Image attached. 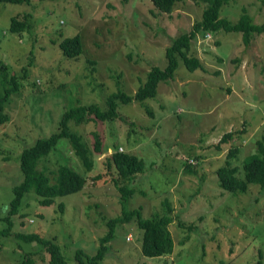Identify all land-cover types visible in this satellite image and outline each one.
Here are the masks:
<instances>
[{
    "label": "rangeland",
    "instance_id": "rangeland-1",
    "mask_svg": "<svg viewBox=\"0 0 264 264\" xmlns=\"http://www.w3.org/2000/svg\"><path fill=\"white\" fill-rule=\"evenodd\" d=\"M27 3L0 1V62L20 83L0 125V264H48L42 245L19 240L18 232L53 239L66 264H75V249L93 254L97 238L107 231L106 219L122 215L113 180L118 173L106 168V158L116 151L135 154L143 165L125 209L151 217L169 205L173 250L168 256L144 257L140 230L131 220L117 228L99 264H264V186L227 192L218 186L216 173L229 149L237 147L230 164L242 178L244 158L264 138V32L253 34L248 45L239 32H197L189 55L199 68L189 71L179 59L173 78L160 82L143 106L120 105V117L112 122L70 123L88 148L91 169L83 172L63 139L59 151L41 159L38 168L53 178L67 156L68 164L84 173L82 189L59 195L51 206L39 205L29 191L2 234L11 189L23 177L22 150L57 131L63 111L88 104L104 108L106 97L118 90L134 94L153 66H166L165 47L191 29L203 8L194 0L176 3L170 14L158 13L150 0ZM242 9L253 24L264 22V0H229L219 18L236 22ZM22 14H29V27L9 32L10 17L22 19ZM75 34L81 52L64 57L58 43ZM230 131L233 138L218 143ZM92 132L101 140V152L93 149Z\"/></svg>",
    "mask_w": 264,
    "mask_h": 264
},
{
    "label": "trees",
    "instance_id": "trees-1",
    "mask_svg": "<svg viewBox=\"0 0 264 264\" xmlns=\"http://www.w3.org/2000/svg\"><path fill=\"white\" fill-rule=\"evenodd\" d=\"M7 3H26L30 0H0ZM155 10L160 14L172 13L175 4L184 0H150ZM203 3L200 19L191 24V29L176 36L172 42L165 47L166 66L163 69L153 66L146 74L144 82L138 86L134 94H127L123 90H118L109 94L105 99L104 108L96 104L81 105L75 108L65 110L59 116L58 130L52 132L47 137L38 138L35 142L24 148L19 156V167L22 172V181L12 187V198L8 203L6 216L3 218L7 226L2 230V234H7L11 220L10 216L18 212L24 195L29 191L34 192L38 197V203L41 206H51L55 198L59 195L75 192L82 189L85 182L84 173L92 167V158L89 155L85 142L80 136L69 128L72 123L77 126L81 123L94 122L99 123L112 122L120 117V105H129L132 102L143 106L147 98H153L157 93L160 82H165L173 78L174 71L177 68L180 59L183 65L193 71L200 67L198 60L189 55L191 39L197 32L204 34L216 30H225L227 32H239L242 42L248 45L253 34L264 32V22L253 24L251 18L245 14L242 9V16L236 22L228 19H220L219 13L229 0H194ZM27 3V4H28ZM29 14H22V19L17 16H11L8 24L9 32H18L27 29ZM58 47L64 57L72 58L80 54L81 46L77 34L71 37L62 38ZM24 70H27L24 68ZM27 72L25 71V74ZM21 77V76H20ZM22 76L21 78H24ZM20 83L17 75L8 74L5 67L0 62V125L7 121L3 113L4 106L9 96L19 91ZM148 112V113H147ZM147 114L151 112L147 109ZM233 138V132H226L222 135L218 143H224ZM68 141L73 153L80 161L83 172L77 171L68 164V157L65 156L64 163H58L53 178H50L45 169L38 168V163L52 151L57 153L59 150V140ZM93 149L101 152V140L96 132H92ZM219 144H217L218 147ZM219 148V147H218ZM239 148H230L227 153V159L224 165L217 170L218 186L227 192L237 193L246 192L250 185L264 186V138L256 141V152L247 155L242 162L243 177L239 178V169L230 164L231 159L236 157ZM106 168H114L118 176L113 177L114 183L120 192V203L123 207L122 215L106 219L105 226L107 231L97 238V246L93 254L88 255L81 249H75L73 259L75 264H99L109 253L110 242L116 236L117 228L133 220L140 230V251L144 257H162L172 253L173 244L169 224L173 219L169 215L171 210L166 205L162 214L157 213L151 217H143L139 209L126 210L125 204L134 193L132 181L137 173L142 171L143 165L140 158L133 153L116 151L106 158ZM187 165V164H186ZM189 165V164H188ZM52 179V181H51ZM167 204V203H166ZM61 207V205H59ZM181 222V221H180ZM14 237L23 240L26 243L37 242L42 245L48 254V264H66L60 248L53 239H48L35 232L15 233ZM30 260H24L22 264Z\"/></svg>",
    "mask_w": 264,
    "mask_h": 264
},
{
    "label": "built area",
    "instance_id": "built-area-1",
    "mask_svg": "<svg viewBox=\"0 0 264 264\" xmlns=\"http://www.w3.org/2000/svg\"><path fill=\"white\" fill-rule=\"evenodd\" d=\"M205 35H208V36H209L210 34H209V33H207V34H205Z\"/></svg>",
    "mask_w": 264,
    "mask_h": 264
}]
</instances>
